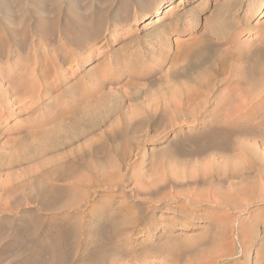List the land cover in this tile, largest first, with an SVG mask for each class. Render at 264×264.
Listing matches in <instances>:
<instances>
[{
  "label": "rangeland",
  "instance_id": "obj_1",
  "mask_svg": "<svg viewBox=\"0 0 264 264\" xmlns=\"http://www.w3.org/2000/svg\"><path fill=\"white\" fill-rule=\"evenodd\" d=\"M247 11L248 58L231 60L216 37ZM261 39L264 0H0V186L17 190L2 263L264 264V203L213 202L264 139ZM24 79L31 91L5 93Z\"/></svg>",
  "mask_w": 264,
  "mask_h": 264
},
{
  "label": "bare ground",
  "instance_id": "obj_2",
  "mask_svg": "<svg viewBox=\"0 0 264 264\" xmlns=\"http://www.w3.org/2000/svg\"><path fill=\"white\" fill-rule=\"evenodd\" d=\"M13 1V0H12ZM261 2V1H260ZM259 2V3H260ZM11 4V3H10ZM164 4H166V3H162V4H159V6H158V8H157V12L158 13H161V10L163 9V7L165 6ZM52 7V6H51ZM244 7V6H243ZM242 7H240V9H241ZM259 8V7H258ZM54 9V8H53ZM254 9V8H253ZM47 10H49V9H47ZM53 11V10H52ZM49 12V11H48ZM250 15H251V12H249V11H247L246 12V19L245 20H235V23H233V26L229 29V31L228 30H226V31H228L227 33H225L226 31H224V33H223V36L222 37H216V40H217V42H218V44H220V45H232V47L235 45V41H236V38L237 37H239V35H241L242 33H243V29H244V27H243V25H245L247 22L246 21H248V19H249V17H250ZM48 20V19H47ZM51 19H49L48 21H50ZM56 21V20H55ZM47 22V21H46ZM58 23V22H57ZM232 23V22H231ZM243 23H245V24H243ZM249 23V22H248ZM52 24V23H51ZM53 25V24H52ZM248 25V24H247ZM45 26V25H44ZM38 30V29H37ZM222 30H224V29H222ZM17 32V31H16ZM217 32V31H216ZM23 32H21V34H22ZM26 33V32H25ZM24 33V34H25ZM20 34V35H21ZM216 34V33H215ZM214 34V35H215ZM217 34H219V32H217ZM17 35V34H16ZM222 35V34H221ZM218 36V35H217ZM220 36V35H219ZM18 37V36H17ZM262 40V39H261ZM262 41H264V39L262 40ZM260 43H262V42H259V44ZM24 44V43H23ZM21 45V44H20ZM264 46V43L263 44H261V45H259V47L260 46ZM4 47V46H3ZM24 47V46H23ZM23 47H21V46H18L17 47V49H16V51L19 53V54H21L22 53V48ZM225 47V46H224ZM236 49H237V46H234ZM258 47V46H257ZM258 47V48H259ZM226 48V47H225ZM234 48V49H235ZM254 48H256V47H254ZM23 49H25V48H23ZM228 49L230 50L231 49V54H230V52L228 53V54H226V52L228 51ZM227 49V51H225V49H223L224 50V53H225V55H228V56H226V57H230V55H231V60L232 59H238V60H242V59H246V58H248L246 55H244V53H243V50H241L240 49V47H238V49H237V52H236V54H234L233 53V51L232 50H234V49H232V48H228ZM235 49V50H236ZM260 49V48H259ZM222 50V51H223ZM238 50H240V51H238ZM255 50H257V49H255ZM262 50V49H261ZM24 51V50H23ZM8 52V51H7ZM62 52H64L63 50H62ZM235 52V51H234ZM256 52V51H255ZM259 51L257 50V53H258ZM11 53V52H10ZM223 53V52H222ZM1 54V53H0ZM255 54V53H254ZM248 55V54H247ZM223 57H224V55H223ZM234 57V58H233ZM224 60H225V58H224ZM226 60L228 61V59L226 58ZM230 60V61H231ZM247 60H250V58L249 59H247ZM45 65V64H44ZM47 66V65H46ZM261 75V74H260ZM262 75H263V71H262ZM42 76V75H41ZM29 78V77H28ZM46 78H47V76H46ZM46 78H45V80H46ZM254 78V77H253ZM252 78V79H253ZM43 79H44V77H43ZM254 79H257V78H254ZM47 81V80H46ZM1 82V81H0ZM43 82V81H42ZM9 83H11V81L9 82ZM2 84V83H1ZM1 84H0V86H1ZM31 84H30V82L28 81V79L27 80H25L24 79V81L22 80V81H19V82H13V83H11L10 84V87H11V89L9 90H7L5 93L8 95V94H10V95H12V94H14V95H16V96H23L24 95V93L26 92V90H29V91H31V86H30ZM45 85H47L46 83H45ZM253 85L255 86V85H257L256 84V82H254L253 83ZM48 86V85H47ZM254 86L252 87V90L254 89ZM2 87V86H1ZM49 87V86H48ZM262 88V87H261ZM260 87H256V89H254V91L256 90V92H258L257 91V89L260 91V89H261ZM263 89V88H262ZM252 90H250V92L252 91ZM1 91V90H0ZM2 91H4V90H2ZM1 91V93H2V95H1V93H0V96H3V92ZM33 91V90H32ZM263 91V90H262ZM45 92V91H44ZM261 92V91H260ZM4 93V94H5ZM254 93V92H253ZM262 94L260 95V93H258L259 95H257V96H259L260 97V102L262 103V101H264V92H261ZM247 94H249V93H247ZM7 95H5V97L7 96ZM246 95V94H245ZM245 95H244V98H245ZM249 95H252L251 93L249 94ZM256 96V97H257ZM7 97H9V96H7ZM15 97V96H14ZM248 97V95L246 96V98ZM249 98V97H248ZM9 99V98H8ZM16 100H19V99H16ZM16 100H15V102H16ZM10 101V100H9ZM9 101L7 100V103H9ZM19 102V101H18ZM21 102V101H20ZM19 102V103H20ZM258 103V104H261V103ZM6 103V104H7ZM14 104V103H13ZM17 104V103H16ZM252 104H253V102H252ZM7 106H9V104H7ZM11 107H12V105H10ZM9 106V107H10ZM2 107H3V105H2ZM8 108V107H7ZM7 111V110H6ZM13 111V110H12ZM7 117V116H6ZM200 117V116H199ZM1 119V118H0ZM185 121V120H184ZM2 125L0 124V132H1V127ZM9 129V128H8ZM5 132V131H4ZM260 132H262V131H260ZM264 133V132H263ZM1 136V135H0ZM260 137V136H259ZM263 137V136H262ZM262 139V138H261ZM260 139V141H258L257 143H255L254 145H251V148L245 153V151H243V152H241V153H244V162L242 161L241 162V164L242 163H245V165L243 166V164L241 165L242 167V170H238V168H236L237 170H235V169H233V170H235L234 172H233V170H232V173L231 172H229L230 174L228 175L227 174V177H228V179H225L226 181H224L225 183L224 184H226V183H229V185H230V187L232 188H230L231 189V191L229 190V193H227V194H224L225 193V190H224V193H222V189H218V190H216L215 189V192L213 191V186L214 185H212L210 182H209V185L211 184L212 185V187H210L211 189V191H213L214 192V200H213V202L215 201V203L216 204H220V203H222V204H225V206H226V204H231L232 205V203L231 202H233L232 200H234L233 199V197H231V196H234L235 197V199H236V197H238L237 199H238V201H241V199H243V200H245V201H255L256 202V204H258V203H260V204H262V203H264V141H262V140H264V139H262L261 140ZM256 142V141H255ZM252 144L254 143V141H252L251 142ZM93 144V143H92ZM247 145H249L248 144V142L246 143ZM246 147V146H245ZM43 154L45 155L46 153L45 152H43ZM42 154V155H43ZM42 157V156H41ZM13 163V162H12ZM11 163V164H12ZM0 165H1V163H0ZM3 166V165H2ZM14 166V165H13ZM240 167V166H239ZM4 168V167H3ZM2 168V169H3ZM0 169H1V167H0ZM1 171V170H0ZM47 173H49L48 171H46ZM3 173V172H2ZM2 173L0 174V175H2ZM42 173H44V172H42ZM46 173V174H47ZM39 174V173H38ZM37 174V175H38ZM36 175V177H38ZM43 175V174H42ZM41 175V172H40V176H42ZM45 175V174H44ZM49 175V174H48ZM47 175V176H48ZM40 176L38 177L39 178V180H40ZM46 176V177H47ZM59 176H60V174H59ZM2 177V176H1ZM0 177V178H1ZM61 177V176H60ZM64 177V176H63ZM35 178V177H34ZM44 178V176L41 178V179H43ZM48 178L49 177H47L45 180H47V182L49 183L50 181H52V180H50V181H48ZM55 178H56V176H55ZM59 178V177H58ZM73 178V177H72ZM226 178V177H225ZM30 179V178H29ZM27 179V180H25V181H27L28 183H29V181L30 180H32L33 181V176H32V179ZM51 179V178H50ZM61 179V178H60ZM66 179V178H65ZM209 179V178H208ZM2 179H0V181H1ZM35 180V179H34ZM38 180V179H37ZM44 180V182L46 183V181ZM55 180V179H54ZM56 180H58L57 178H56ZM5 180H3V183L5 184V182H4ZM59 181V180H58ZM35 182V181H34ZM42 182V181H41ZM56 181H54V183H55ZM195 182V181H194ZM205 182V181H204ZM6 183H8V182H6ZM20 183H22V182H19V185H20V187H21V184ZM26 183V182H25ZM44 183V184H45ZM65 183H67L68 184V182H66L65 181ZM193 183V182H192ZM197 183V182H196ZM196 183H195V185H196ZM201 183H203V182H201ZM206 183H208V182H206ZM213 184H215L214 182H212ZM219 183H223L222 181L220 182L219 181ZM3 184V185H4ZM30 184H32V182L30 183ZM30 184H27V186L29 185V186H31L30 188H32L33 186L32 185H30ZM47 184V183H46ZM53 184V183H52ZM59 184H60V182H59ZM198 184V183H197ZM217 184V183H216ZM224 184H222V186L224 185ZM18 185V184H17ZM16 185V186H17ZM19 185H18V187H19ZM24 185V184H23ZM22 185V186H23ZM49 185V188L51 187V189L53 190V191H55V192H57V187L55 186V184H53L52 186H51V184L49 183L48 184ZM48 185H47V187H48ZM63 185V184H62ZM62 185H61V188H62ZM65 185V184H64ZM63 185V186H64ZM119 185V184H118ZM117 185V186H118ZM186 185H188V184H186ZM190 185H191V182H190ZM190 185H188V186H190ZM194 185V184H193ZM194 185V186H195ZM200 184H198V186H199ZM221 185V184H220ZM12 186V185H11ZM16 186H14V187H16ZM25 186V185H24ZM26 186V187H27ZM28 186V187H29ZM60 186V185H59ZM58 186V187H59ZM193 186V187H194ZM216 186V185H215ZM215 186H214V188H215ZM6 187V186H5ZM5 187H2V186H0V213H3L4 211L6 212V210L11 206V208H9V209H13L12 208V205L13 204H15V202H16V197H14V193H17L16 191L14 192V190H13V187L11 188L10 186H8V187H10V190H8L9 188H5ZM26 187H21L23 190L26 188ZM47 187H46V190L44 189V192H46V191H48L49 190V188L47 189ZM192 186H191V188H193ZM217 187H218V184H217ZM226 187V186H225ZM69 188H71V187H69ZM201 188V187H200ZM219 188V187H218ZM222 188V187H221ZM226 188H228L229 189V187L227 186ZM21 189V190H22ZM51 189H50V192H51ZM65 189V188H64ZM223 189H224V187H223ZM220 190V191H219ZM233 190V191H232ZM20 191V190H19ZM18 191V192H19ZM59 191V190H58ZM70 191V190H69ZM69 191H66V192H69ZM72 191V190H71ZM210 191V192H211ZM30 192H32V191H30ZM42 192H43V190H42ZM212 192V193H213ZM231 192V193H230ZM39 193V192H38ZM38 193H37V195H38ZM48 193V196L46 197L45 195H44V193H43V195L46 197H44L45 198V200L46 199H49V192H47ZM61 193V192H60ZM71 193V192H70ZM54 194V193H53ZM57 194V193H56ZM66 194H68L69 195V193H66ZM13 195V196H12ZM33 195H35V196H37L36 195V193L34 194L33 193ZM32 195V196H33ZM40 195H42V194H40ZM40 195H38V196H40ZM59 195V194H58ZM58 195H56V197L58 196ZM62 195V196H61ZM60 196L61 197H63V194H61ZM194 195V194H193ZM213 195V194H212ZM211 195V196H212ZM16 196V195H15ZM51 196H52V194H51ZM56 197H55V199H56ZM64 197H65V195H64ZM210 197V196H209ZM232 199H231V198ZM30 199H31V195H30V197H29ZM33 198V197H32ZM35 198V200H36V197H34ZM34 198H33V200H34ZM39 198H41L42 199V197H39ZM183 198V197H182ZM25 199H27V198H25ZM53 199V198H52ZM54 199V200H55ZM58 199H60L59 197H58ZM189 199V198H188ZM211 199V198H210ZM209 199V200H210ZM213 199V198H212ZM17 200H19L18 198H17ZM21 201H23V199H20ZM40 200V199H39ZM203 200H204V197H203ZM31 201H32V199H31ZM44 200H42V202H43ZM48 201H50V202H52L51 201V199H49ZM48 201H46V203H45V205H47V202ZM199 201H201V200H199ZM35 201H33L32 203H34ZM38 202V201H37ZM41 202V201H40ZM45 202V201H44ZM53 202H55V201H53ZM57 202H58V200H57ZM202 202H204V201H202ZM205 202H206V200H205ZM211 202H212V200H211ZM19 203V202H18ZM28 203H29V201H28ZM36 203V202H35ZM215 203H214V205H215ZM24 204V203H23ZM38 204V203H37ZM43 203H41V205H42ZM49 204V203H48ZM221 204V205H222ZM249 204H252V202L251 203H249ZM24 205H26V204H24ZM32 205H34V204H32ZM39 205V204H38ZM40 205V206H41ZM209 205V204H208ZM7 206H9V207H7ZM14 206V205H13ZM22 206V205H21ZM37 206V205H36ZM43 206V205H42ZM41 206V207H42ZM71 206V205H70ZM224 206V205H223ZM17 207H18V205H17ZM20 207V206H19ZM18 207V208H19ZM40 207V208H41ZM46 207V206H45ZM45 207H44V209H45ZM200 207V206H199ZM238 207H239V205H238ZM238 207H236V208H238ZM39 208V207H38ZM43 208V207H42ZM228 208H229V206H228ZM15 209H16V207H15ZM17 210V209H16ZM9 211V210H8ZM11 211H14V209L13 210H11ZM36 212V211H35ZM0 220H1V218H0ZM3 220V219H2ZM16 220V219H15ZM221 223H223V222H220V224ZM229 223V222H228ZM224 224V223H223ZM226 224H227V222H225V225L224 226H226ZM240 224V223H239ZM14 225V224H13ZM12 225V226H13ZM217 225H218V222H217ZM222 225V224H221ZM228 225H230V224H228ZM24 226V225H23ZM223 226V225H222ZM223 226V232L224 233H221V234H225L226 235V233H225V231H224V229L226 228V227H224ZM231 226V225H230ZM14 227V226H13ZM37 227H38V225H37ZM37 227H36V229H37ZM228 227L229 226H227V229H228ZM10 228H12V227H10ZM55 228V227H54ZM129 228V227H128ZM219 228H220V226H219ZM229 228H231V227H229ZM18 229V228H17ZM59 229V228H58ZM221 229V228H220ZM219 229V233H220V230ZM9 231H11V230H9V229H7V228H4L3 227V225L2 224H0V243L2 242V241H8V240H6L5 238H8L9 237V235H10V238H11V234L9 233ZM47 231V230H46ZM50 231V230H49ZM58 231V230H57ZM14 232H15V230H14ZM53 232V231H52ZM227 232V231H226ZM233 232V231H232ZM241 232H244V230L243 231H241ZM246 232H247V230H246ZM39 233V232H38ZM238 233V232H237ZM248 233V232H247ZM9 234V235H8ZM13 234V233H12ZM15 234V233H14ZM63 234V233H62ZM221 234H218V235H221ZM246 234V233H245ZM6 235V236H5ZM8 235V236H7ZM21 235V234H20ZM31 235H32V233H31ZM37 235V234H36ZM40 235V234H39ZM64 235H66V234H64ZM224 235V236H225ZM18 236V235H17ZM57 236V235H56ZM252 236V235H251ZM20 237V236H19ZM22 237V236H21ZM60 237V236H59ZM62 237V236H61ZM60 237V238H61ZM221 237V236H220ZM219 236L217 237V238H220ZM225 237H227V235L225 236ZM225 237H221V239H223V238H225ZM236 237V236H235ZM243 238H244V236H242ZM13 238H14V236H13ZM13 238H11L12 240H14ZM38 238V237H37ZM41 238V237H40ZM258 238V237H257ZM262 238V237H261ZM213 239V238H212ZM242 238H240V240H241ZM245 239V238H244ZM247 239V238H246ZM16 240V239H15ZM21 240V239H20ZM220 240V239H219ZM248 240H249V238H248ZM256 240H258V239H256ZM255 240V241H256ZM53 241V240H52ZM60 241V240H59ZM211 241V240H210ZM214 241V244L216 243V241L215 240H213ZM218 241V240H217ZM223 241H224V244H226L225 243V239L224 240H222L221 242H222V244L221 245H223ZM242 241V240H241ZM21 242V241H20ZM61 242H62V240H61ZM204 242L206 243V242H208L209 243V240L208 241H201L200 242V244L198 243V245H203L204 244ZM212 242V241H211ZM221 242H218V243H216L217 244V247H215V248H217V249H219V251H221L220 253H219V251L217 252L218 253V255L220 254L221 256H222V260L223 259H225V258H223V257H225V256H223L222 255V251H224V250H221L222 248H223V246L222 247H220V248H218V244L219 243H221ZM248 242V241H247ZM251 242V241H250ZM253 242V241H252ZM4 243V242H3ZM12 243H14V242H12ZM18 243V242H17ZM27 243V242H26ZM207 243V244H208ZM245 243H246V241H245ZM2 244V243H1ZM19 244V243H18ZM61 244V243H60ZM44 245V244H43ZM56 245V244H55ZM196 245V244H195ZM210 246H213V245H211V244H209ZM220 245V244H219ZM240 245V244H239ZM244 245H247V244H244ZM264 245V244H263ZM2 246V245H1ZM4 246V245H3ZM16 246V245H15ZM28 247L30 246V245H27ZM57 246V245H56ZM205 246V245H204ZM216 246V245H215ZM196 247H198V246H196ZM200 247V246H199ZM198 247V248H199ZM214 247V246H213ZM22 248V247H21ZM27 248V247H26ZM36 248V247H35ZM190 248V247H189ZM195 247H193V249H194ZM203 248H205V247H203ZM209 248V246H206V248L205 249H203V250H205V252H208L211 256H213V254H214V249L215 248H213V250H211V249H208ZM231 248V247H230ZM235 248V247H234ZM23 249L24 250H22V252L23 253H25L26 251H25V247H23ZM33 249V248H32ZM57 249H58V247H57ZM187 249V248H186ZM192 248L191 249H189L190 251H191V253H193V251H195V249L193 250ZM224 249V248H223ZM241 249V248H240ZM247 249V248H246ZM245 249V250H246ZM12 250V245H11V243H8V244H6L2 249H1V251H0V264L5 260V258H4V255H6V253L8 254L9 253V251H11ZM27 250H28V248H27ZM50 250H51V248H50ZM188 250V251H189ZM193 250V251H192ZM201 250V249H200ZM203 250H201V252L200 253H202L203 254ZM252 250V249H251ZM21 251V250H20ZM39 251V250H38ZM54 251V250H53ZM189 251V252H190ZM203 251V252H202ZM229 252L228 253H230V255L229 256H234V255H231V250H228ZM249 251H250V249H249ZM253 251V250H252ZM251 251V252H252ZM22 252H19V253H21V255H22ZM35 252H36V250H35ZM51 252V251H50ZM264 252V251H263ZM12 253V252H11ZM18 253V252H17ZM43 253V252H42ZM197 253V252H196ZM195 253V254H196ZM199 253V254H200ZM217 253H215V254H217ZM237 253V252H236ZM246 253H247V251H246ZM32 254H33V252H32ZM46 254V253H45ZM53 254V253H52ZM194 254V253H193ZM206 254V253H205ZM224 254H225V252H224ZM239 254V253H238ZM248 254V253H247ZM12 255V254H11ZM19 255V254H18ZM20 255V256H21ZM26 255H27V253H26ZM42 255V254H41ZM54 255V254H53ZM197 255V254H196ZM227 255V256H228ZM245 255V254H244ZM243 255V256H244ZM249 255H250V252H249ZM52 256V255H51ZM200 256H202V255H200ZM206 255H204V257H205ZM207 256H209V255H207ZM211 256H209V257H211ZM220 256V257H221ZM226 256V257H227ZM228 256V257H229ZM8 257V256H7ZM6 257V258H7ZM22 257H23V255H22ZM25 257V256H24ZM49 257V256H48ZM203 257V256H202ZM202 257H200L201 259H202ZM239 257V256H238ZM245 262H243L242 264H247L248 263V256H246L245 255ZM10 258V257H9ZM9 258H7L8 259V263H9ZM44 258H45V256H44ZM46 258H47V255H46ZM199 258V259H200ZM207 259H208V257H206ZM206 258H204L205 260H206ZM215 258V257H214ZM216 258H217V255H216ZM215 258V259H216ZM7 259H6V261H7ZM13 259V258H12ZM15 259H16V257H15ZM40 259V258H39ZM52 259H54V258H52ZM210 259V258H209ZM212 259V258H211ZM210 259V260H211ZM218 259V258H217ZM229 259V258H228ZM233 259V258H232ZM260 259V258H259ZM44 260V259H43ZM46 260H48V259H46ZM51 260V259H50ZM219 260V259H218ZM217 260V261H218ZM221 260V259H220ZM11 261V260H10ZM52 261V260H51ZM54 261V260H53ZM52 261V262H53ZM68 261V260H67ZM67 261H66V263H67ZM201 261H203V260H201ZM200 260L198 261V262H200V263H198V264H213V263H211L212 261H210V263H207V262H205V261H203V262H201ZM223 261H225V260H223ZM13 262V261H12ZM36 262V261H35ZM50 262V261H49ZM49 262H47V263H49ZM65 262V261H64ZM254 262V261H253ZM11 263V262H10ZM17 263V262H16ZM25 263H27L26 261H25ZM51 263V262H50ZM66 263H64V264H66ZM217 263V262H216ZM216 263H214V264H216ZM227 263V262H226ZM231 263V262H230ZM3 264V263H2ZM12 264V263H11ZM35 264V263H34ZM38 264V263H37ZM52 264V263H51ZM218 264V263H217ZM255 264H256V262H255ZM257 264H260V262L259 263H257ZM262 264V263H261Z\"/></svg>",
  "mask_w": 264,
  "mask_h": 264
}]
</instances>
